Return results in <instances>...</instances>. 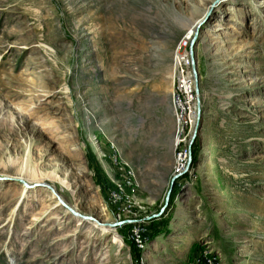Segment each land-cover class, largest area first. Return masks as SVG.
Instances as JSON below:
<instances>
[{
  "label": "rangeland",
  "instance_id": "obj_1",
  "mask_svg": "<svg viewBox=\"0 0 264 264\" xmlns=\"http://www.w3.org/2000/svg\"><path fill=\"white\" fill-rule=\"evenodd\" d=\"M261 1L0 0V264H264Z\"/></svg>",
  "mask_w": 264,
  "mask_h": 264
},
{
  "label": "built area",
  "instance_id": "obj_2",
  "mask_svg": "<svg viewBox=\"0 0 264 264\" xmlns=\"http://www.w3.org/2000/svg\"><path fill=\"white\" fill-rule=\"evenodd\" d=\"M184 65L185 64L180 65L177 69V83L172 94V106L174 107L176 112L178 128L183 125L184 115L187 113L188 110H191L189 103L192 101L195 92V82L190 75L188 76V72H186ZM177 134L179 135L178 143H181L183 141V139L180 138L181 131H177ZM178 154V159L180 158L182 160H185L188 156V152L183 153L182 150L179 151ZM181 166H184V164ZM141 233V230L137 229L133 237L138 243L139 247L144 248V238H142Z\"/></svg>",
  "mask_w": 264,
  "mask_h": 264
},
{
  "label": "water",
  "instance_id": "obj_3",
  "mask_svg": "<svg viewBox=\"0 0 264 264\" xmlns=\"http://www.w3.org/2000/svg\"><path fill=\"white\" fill-rule=\"evenodd\" d=\"M195 39L196 38H194L192 40V42H191V47H190V52L189 53L191 54V58H192V70H193V73H194L195 91L197 92V90H198L197 89V86H198V73L196 71V64H195L194 52H193V47H194V44H195ZM198 100H200V99H198ZM197 113H198V118H199V116L201 114L200 105H198ZM199 126H200V124H199V122H197V126H196V128L194 130V133H193L192 137H191V142H190L191 144L194 143L195 140H196L197 130H198ZM53 192H54V194L56 195L57 199L59 200V202L61 204H63L66 208H68L69 210H71L74 214L79 215L78 212L74 211V209L70 205H68V203L65 202V200L55 190H53ZM84 218L92 219L91 217H87V216H84Z\"/></svg>",
  "mask_w": 264,
  "mask_h": 264
},
{
  "label": "bare ground",
  "instance_id": "obj_4",
  "mask_svg": "<svg viewBox=\"0 0 264 264\" xmlns=\"http://www.w3.org/2000/svg\"><path fill=\"white\" fill-rule=\"evenodd\" d=\"M261 3L264 5V1H261ZM215 30H218V28H216ZM195 31V30H194ZM194 33V32H193ZM212 45H211V43L209 42V41H206V47L209 49V47H211ZM180 58L181 57H179L178 56V59H177V61H175V68H174V70L177 68V67H179L180 65H182L181 63L182 62H180ZM181 60H182V58H181ZM180 62V63H179ZM188 62H189V60H188ZM179 64V65H178ZM193 76H194V73L192 74ZM191 76V75H190ZM192 77V76H191ZM192 79H193V77H192ZM194 80V79H193ZM199 105V104H198ZM177 119V118H176ZM176 144L179 142V135L178 134H176ZM18 166V165H17ZM17 166L15 165V166H12V170L13 169H15L16 170V168H17ZM29 177L31 178V179H34V180H36L37 178V176L31 171L30 172V174H29ZM52 198L55 200V201H58V199H57V197H56V195H52ZM66 202V201H65ZM69 205V204H68Z\"/></svg>",
  "mask_w": 264,
  "mask_h": 264
}]
</instances>
